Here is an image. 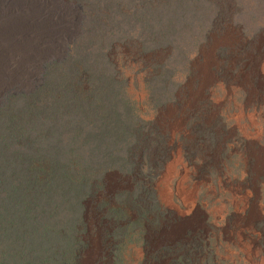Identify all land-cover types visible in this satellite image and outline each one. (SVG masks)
<instances>
[{"label":"rangeland","instance_id":"1","mask_svg":"<svg viewBox=\"0 0 264 264\" xmlns=\"http://www.w3.org/2000/svg\"><path fill=\"white\" fill-rule=\"evenodd\" d=\"M190 2L200 23L176 18ZM244 11L0 0V264H264V22Z\"/></svg>","mask_w":264,"mask_h":264},{"label":"bare ground","instance_id":"2","mask_svg":"<svg viewBox=\"0 0 264 264\" xmlns=\"http://www.w3.org/2000/svg\"><path fill=\"white\" fill-rule=\"evenodd\" d=\"M257 1H259V0H242L244 10H245L244 14L242 15L244 18L243 21L247 26H251L252 28L255 27L256 25L264 22V3H261V4L256 3ZM183 6L182 7L178 6L177 7L178 9L176 8L177 10H181V11H179V13H177V14H180V15L176 16L177 19H179V16L181 17L182 14H185V12H188L189 13L188 18H190L191 20L193 19V23H195V22L200 23V21L201 20L203 21L208 15L207 10H205V6H203L202 2H190L188 7L186 6V8H185V6L184 7ZM251 12H252V14H250ZM154 17H155V15H154ZM199 17L201 18V20H199ZM168 18H170V17H168ZM165 23L168 24L167 19L163 18V24H165ZM198 25L199 24H197V26ZM177 26H179V24H177ZM163 29H164V27H163ZM257 152H259L262 155L261 157L257 158L258 165L259 166L262 164L264 165V149L260 148Z\"/></svg>","mask_w":264,"mask_h":264}]
</instances>
